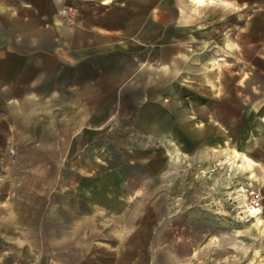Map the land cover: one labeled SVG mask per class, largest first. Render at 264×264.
Wrapping results in <instances>:
<instances>
[{
	"label": "crops",
	"instance_id": "crops-1",
	"mask_svg": "<svg viewBox=\"0 0 264 264\" xmlns=\"http://www.w3.org/2000/svg\"><path fill=\"white\" fill-rule=\"evenodd\" d=\"M207 2L0 0V264H248L180 171L245 140L188 92Z\"/></svg>",
	"mask_w": 264,
	"mask_h": 264
},
{
	"label": "rangeland",
	"instance_id": "rangeland-1",
	"mask_svg": "<svg viewBox=\"0 0 264 264\" xmlns=\"http://www.w3.org/2000/svg\"><path fill=\"white\" fill-rule=\"evenodd\" d=\"M242 1L208 0L197 9V15H207L206 21H198L200 25L205 23L200 30L204 33L206 26L207 38L202 35L197 40L193 52L195 74L188 77L191 78L188 92L197 106L213 109L220 119H228L238 126L245 124V140L235 142L231 136L226 149L219 146L211 149L210 157L202 162L185 160L180 164V171L190 174L186 184L193 190L190 197L224 220L226 226L221 230L244 239L246 263L264 264V235L259 234V230L264 234V227L261 222L254 226L256 219L245 210L260 208L252 206L256 199L260 202L259 164L254 163L249 149L243 147L246 144L249 148L253 133L264 129L259 119L264 113V0H245L244 4ZM222 3H229L230 9L222 8ZM237 9H243L242 13L236 15ZM254 18H257L255 25ZM210 28L211 42L206 41L210 39ZM232 149L242 150L251 165L246 166L241 158H233L234 163H229L234 167L228 168L225 153ZM242 187L244 191L239 190ZM236 229L241 233L237 234Z\"/></svg>",
	"mask_w": 264,
	"mask_h": 264
},
{
	"label": "bare ground",
	"instance_id": "bare-ground-1",
	"mask_svg": "<svg viewBox=\"0 0 264 264\" xmlns=\"http://www.w3.org/2000/svg\"><path fill=\"white\" fill-rule=\"evenodd\" d=\"M176 158L179 157L178 153L175 155ZM225 162H226V165L228 166V168H233L234 166H232L229 162L231 161V163H234L235 160H231V159H236V158H241L243 163L246 165V166H250L251 165V162L250 160H248V156L240 151H237V150H232L230 153H225ZM239 190L241 191H244V188H240ZM241 193V192H239ZM244 194L243 192L240 194L242 195ZM244 205V204H243ZM259 206V205H256V204H253L252 206ZM245 210H247L249 212V216L251 217H256V220L253 222L254 226H258V224H260V219L258 218V214L261 212V209L260 208H257V207H247V209L245 208ZM264 231V230H263ZM236 233H241V230L239 229H236ZM256 253H258L257 250H255Z\"/></svg>",
	"mask_w": 264,
	"mask_h": 264
},
{
	"label": "built area",
	"instance_id": "built-area-1",
	"mask_svg": "<svg viewBox=\"0 0 264 264\" xmlns=\"http://www.w3.org/2000/svg\"><path fill=\"white\" fill-rule=\"evenodd\" d=\"M256 195H257V197L259 196V195H258V193H257ZM258 201H259V199H256V200H255V204H256V205H258V204H259V202H258Z\"/></svg>",
	"mask_w": 264,
	"mask_h": 264
}]
</instances>
